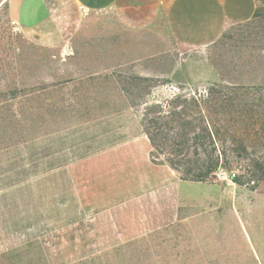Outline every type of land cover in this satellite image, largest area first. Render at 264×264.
Listing matches in <instances>:
<instances>
[{"label": "rangeland", "instance_id": "374dc122", "mask_svg": "<svg viewBox=\"0 0 264 264\" xmlns=\"http://www.w3.org/2000/svg\"><path fill=\"white\" fill-rule=\"evenodd\" d=\"M256 1L252 20L228 27L215 43L199 49L177 45L147 17L124 19L112 9L82 13L71 25L59 17L45 39L0 6V104L21 101L11 90L60 84L48 95L59 101L58 108L67 112L69 104L91 110V120L62 117L35 139L17 137L9 109L0 110V264H73L150 234L111 244L94 236L98 246L86 251L76 246L73 234L44 233L58 225L51 222L55 215H41L39 197L32 196L19 217L7 192L55 170L54 163L60 168L135 137L142 131V109L131 108L130 102L164 101L212 83L264 85V0ZM229 140L223 137L219 145L227 155L218 169L234 173L238 181L210 178L180 206L171 227L145 239L175 255L171 264H264V181L252 176L260 149L249 143L248 154H238L239 145ZM156 157L163 162L167 155ZM47 219L53 225L47 227Z\"/></svg>", "mask_w": 264, "mask_h": 264}, {"label": "crops", "instance_id": "0c3cea01", "mask_svg": "<svg viewBox=\"0 0 264 264\" xmlns=\"http://www.w3.org/2000/svg\"><path fill=\"white\" fill-rule=\"evenodd\" d=\"M0 6L45 39L59 17L71 25L82 13L112 9L124 19L149 18L177 45L191 49L210 46L228 27L249 22L258 7L256 0H0ZM150 146L141 131L10 189V206L21 217L28 200L39 197L41 215H55L51 222L58 225L44 233L73 234L86 251L98 246L94 236L111 244L161 230L177 221L180 206L205 184L181 180L168 165L153 163ZM51 222L44 221L47 227Z\"/></svg>", "mask_w": 264, "mask_h": 264}, {"label": "trees", "instance_id": "16d2710c", "mask_svg": "<svg viewBox=\"0 0 264 264\" xmlns=\"http://www.w3.org/2000/svg\"><path fill=\"white\" fill-rule=\"evenodd\" d=\"M135 81L145 83L150 80L137 77ZM60 86L64 85L10 91L12 96L20 94L21 101L0 104V110L9 109L7 115L14 120L17 137L26 135L35 139L46 125L58 126L65 116L66 120L85 117L91 120V110L86 109L87 106L75 108L68 104L65 107L67 112L62 111L64 106L57 107L59 101L48 95ZM145 99L129 104L131 108L142 109L140 125L150 142L153 163L168 165L181 180L206 183L215 176L221 157L227 155V150L219 148V145H224L223 137H227L234 146L239 145L240 152L234 149L238 154H248L249 143L259 146L260 151L255 152L257 154L252 160V176L264 181V85L246 88L212 83L203 90L174 94L164 101L149 102ZM92 107L100 109L98 105ZM158 154H166L167 157L160 162L156 157ZM54 164L52 167L58 168V163ZM237 181L233 179V182ZM168 227L161 230L166 231ZM159 231L73 264H171L169 260L175 255L164 253L160 245L151 247L145 243V239H154Z\"/></svg>", "mask_w": 264, "mask_h": 264}, {"label": "built area", "instance_id": "2783aa9c", "mask_svg": "<svg viewBox=\"0 0 264 264\" xmlns=\"http://www.w3.org/2000/svg\"><path fill=\"white\" fill-rule=\"evenodd\" d=\"M215 177L220 182L229 183L233 181V179L235 178V174L222 169H218L215 173Z\"/></svg>", "mask_w": 264, "mask_h": 264}]
</instances>
